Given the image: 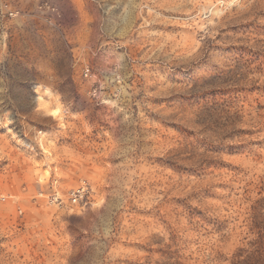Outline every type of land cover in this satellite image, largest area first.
<instances>
[{"label": "rangeland", "instance_id": "374dc122", "mask_svg": "<svg viewBox=\"0 0 264 264\" xmlns=\"http://www.w3.org/2000/svg\"><path fill=\"white\" fill-rule=\"evenodd\" d=\"M0 264H264V0H0Z\"/></svg>", "mask_w": 264, "mask_h": 264}, {"label": "built area", "instance_id": "2783aa9c", "mask_svg": "<svg viewBox=\"0 0 264 264\" xmlns=\"http://www.w3.org/2000/svg\"><path fill=\"white\" fill-rule=\"evenodd\" d=\"M87 188L85 185L79 186L69 193V201L72 205H78L81 203L82 198L86 195Z\"/></svg>", "mask_w": 264, "mask_h": 264}]
</instances>
